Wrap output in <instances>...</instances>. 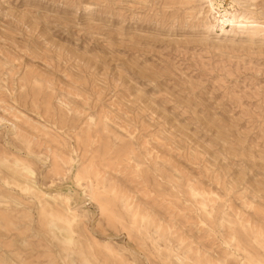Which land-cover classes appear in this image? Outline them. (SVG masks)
<instances>
[{
  "label": "rangeland",
  "instance_id": "rangeland-1",
  "mask_svg": "<svg viewBox=\"0 0 264 264\" xmlns=\"http://www.w3.org/2000/svg\"><path fill=\"white\" fill-rule=\"evenodd\" d=\"M0 264H264V0H0Z\"/></svg>",
  "mask_w": 264,
  "mask_h": 264
},
{
  "label": "bare ground",
  "instance_id": "bare-ground-1",
  "mask_svg": "<svg viewBox=\"0 0 264 264\" xmlns=\"http://www.w3.org/2000/svg\"><path fill=\"white\" fill-rule=\"evenodd\" d=\"M209 1V0H208ZM231 13L230 12H225V13H223V14H220V15H218V17H217V19H216V21L220 24V25H222L224 22H228V21H231ZM95 189V188H94ZM93 194V193H92ZM66 197V196H65ZM89 198H91V197H89Z\"/></svg>",
  "mask_w": 264,
  "mask_h": 264
}]
</instances>
